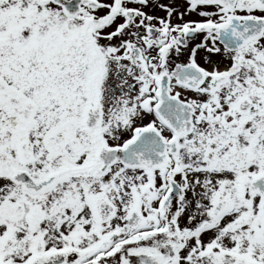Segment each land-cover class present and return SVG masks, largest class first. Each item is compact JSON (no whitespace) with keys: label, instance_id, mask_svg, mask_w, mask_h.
Masks as SVG:
<instances>
[{"label":"snow or ice","instance_id":"obj_1","mask_svg":"<svg viewBox=\"0 0 264 264\" xmlns=\"http://www.w3.org/2000/svg\"><path fill=\"white\" fill-rule=\"evenodd\" d=\"M0 264H264V0H0Z\"/></svg>","mask_w":264,"mask_h":264}]
</instances>
